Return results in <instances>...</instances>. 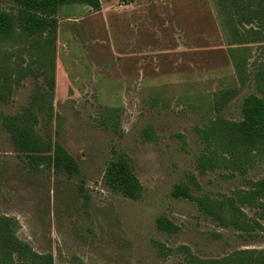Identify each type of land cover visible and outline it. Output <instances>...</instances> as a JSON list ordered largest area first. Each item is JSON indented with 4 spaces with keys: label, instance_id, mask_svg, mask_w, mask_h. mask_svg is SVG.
<instances>
[{
    "label": "rangeland",
    "instance_id": "obj_1",
    "mask_svg": "<svg viewBox=\"0 0 264 264\" xmlns=\"http://www.w3.org/2000/svg\"><path fill=\"white\" fill-rule=\"evenodd\" d=\"M129 1L101 0L99 12L62 7L54 42L46 34L0 42V83L5 73L11 81L0 98V216L13 219L16 237L53 264L232 263L264 251V199L248 197L264 179V153L232 147L217 125L241 122L245 97L262 92L237 94L217 113L195 93L147 90L144 83L157 78L145 68L149 55H140L142 25L115 24ZM0 10L15 13L13 0H0ZM39 92L52 117L37 110L35 132L75 158L77 176L31 163L3 125ZM148 126L154 141L143 136ZM113 150L129 157L144 189L139 201L106 186ZM204 158L210 163L202 165ZM179 186L197 201L175 198ZM160 217L179 231H160Z\"/></svg>",
    "mask_w": 264,
    "mask_h": 264
},
{
    "label": "crops",
    "instance_id": "obj_2",
    "mask_svg": "<svg viewBox=\"0 0 264 264\" xmlns=\"http://www.w3.org/2000/svg\"><path fill=\"white\" fill-rule=\"evenodd\" d=\"M152 1L115 14V24L142 25L140 55L157 78L147 90L195 93L209 110L216 93L264 91V0Z\"/></svg>",
    "mask_w": 264,
    "mask_h": 264
},
{
    "label": "trees",
    "instance_id": "obj_3",
    "mask_svg": "<svg viewBox=\"0 0 264 264\" xmlns=\"http://www.w3.org/2000/svg\"><path fill=\"white\" fill-rule=\"evenodd\" d=\"M13 3L15 13L0 10V42L15 41L19 35L33 40L45 34L51 42H54L62 7L84 5L94 12L101 11L102 7L101 0H13ZM45 54L48 56V52ZM2 78L0 98L4 101L2 93L9 91L11 81L6 73ZM49 84L53 89L54 82L50 80ZM237 94V91L232 90L219 92L215 98L216 112H222ZM44 99L43 94L36 93L32 96L30 107L22 115L5 117L3 125L10 133L16 150L27 156L31 163L47 161L56 172L69 177L77 176L80 174V167L75 158L59 142L45 141L35 132L37 110L52 117V107L51 105L44 106L42 102ZM242 114L243 119L239 123L233 124L217 119V125L226 129L227 140L232 147L264 153V91L261 97L255 94L245 97L242 103ZM143 136L147 141L156 139L152 126L143 130ZM201 163L206 165L210 163V160L204 158ZM104 180L111 191L130 200L139 201L143 196V186L130 165L129 157L124 152L113 150V158L107 165ZM173 196L197 201L185 186L177 187ZM240 197L239 195L238 199ZM248 197L250 200L264 199V179L254 183ZM156 224L160 231L167 234H175L179 231L175 224L164 217L158 218ZM241 255L243 256L238 257L232 263L228 259L219 263H211L264 264V251L243 252ZM0 264H53V257L34 252L29 244L16 237L13 219L0 216Z\"/></svg>",
    "mask_w": 264,
    "mask_h": 264
},
{
    "label": "built area",
    "instance_id": "obj_4",
    "mask_svg": "<svg viewBox=\"0 0 264 264\" xmlns=\"http://www.w3.org/2000/svg\"><path fill=\"white\" fill-rule=\"evenodd\" d=\"M125 5H127V4H125ZM123 6H124V4H123Z\"/></svg>",
    "mask_w": 264,
    "mask_h": 264
}]
</instances>
